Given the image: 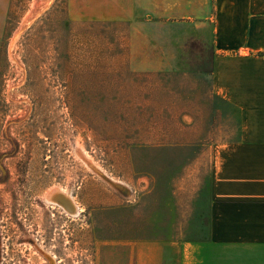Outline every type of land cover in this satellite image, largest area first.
Listing matches in <instances>:
<instances>
[{"label": "rangeland", "instance_id": "1", "mask_svg": "<svg viewBox=\"0 0 264 264\" xmlns=\"http://www.w3.org/2000/svg\"><path fill=\"white\" fill-rule=\"evenodd\" d=\"M187 7L101 20L0 0V264L212 252L213 168L239 112L211 86L213 0Z\"/></svg>", "mask_w": 264, "mask_h": 264}, {"label": "crops", "instance_id": "2", "mask_svg": "<svg viewBox=\"0 0 264 264\" xmlns=\"http://www.w3.org/2000/svg\"><path fill=\"white\" fill-rule=\"evenodd\" d=\"M181 4L190 0H172V8ZM167 6L163 0H68L70 16L82 19L173 13ZM213 50L211 86L238 109L239 142L214 163L212 252L194 246L186 264H264V0H213Z\"/></svg>", "mask_w": 264, "mask_h": 264}, {"label": "bare ground", "instance_id": "3", "mask_svg": "<svg viewBox=\"0 0 264 264\" xmlns=\"http://www.w3.org/2000/svg\"><path fill=\"white\" fill-rule=\"evenodd\" d=\"M62 192V190L60 188H53L51 191H50V196H56V195H60ZM57 197V196H56ZM64 197V196H63ZM70 198V197H69ZM67 196H65V200L68 201V202H71V198L69 199ZM72 204H75L73 201L71 202ZM69 206H71L69 204Z\"/></svg>", "mask_w": 264, "mask_h": 264}]
</instances>
